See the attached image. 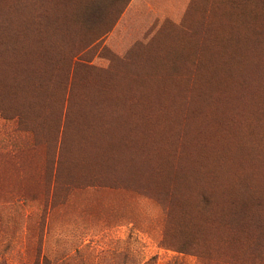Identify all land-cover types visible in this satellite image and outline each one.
<instances>
[{"label": "rangeland", "instance_id": "374dc122", "mask_svg": "<svg viewBox=\"0 0 264 264\" xmlns=\"http://www.w3.org/2000/svg\"><path fill=\"white\" fill-rule=\"evenodd\" d=\"M0 264H264V0H0Z\"/></svg>", "mask_w": 264, "mask_h": 264}, {"label": "trees", "instance_id": "16d2710c", "mask_svg": "<svg viewBox=\"0 0 264 264\" xmlns=\"http://www.w3.org/2000/svg\"><path fill=\"white\" fill-rule=\"evenodd\" d=\"M2 37H3V33L1 32V34H0V44L2 42Z\"/></svg>", "mask_w": 264, "mask_h": 264}]
</instances>
